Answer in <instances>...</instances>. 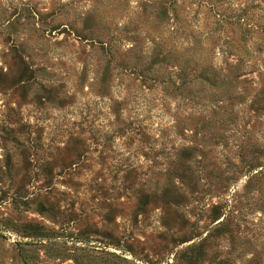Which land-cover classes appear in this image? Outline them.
I'll return each mask as SVG.
<instances>
[{
    "label": "rangeland",
    "instance_id": "1",
    "mask_svg": "<svg viewBox=\"0 0 264 264\" xmlns=\"http://www.w3.org/2000/svg\"><path fill=\"white\" fill-rule=\"evenodd\" d=\"M0 264H264V0H0Z\"/></svg>",
    "mask_w": 264,
    "mask_h": 264
}]
</instances>
